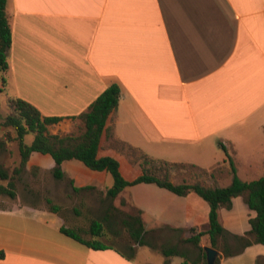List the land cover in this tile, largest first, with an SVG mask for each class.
I'll return each instance as SVG.
<instances>
[{"label": "crops", "instance_id": "0c3cea01", "mask_svg": "<svg viewBox=\"0 0 264 264\" xmlns=\"http://www.w3.org/2000/svg\"><path fill=\"white\" fill-rule=\"evenodd\" d=\"M7 12V88L43 115L62 116L51 124L58 130L76 126L82 133L79 114L118 83L119 105L108 124L119 139L206 169L199 179L207 185L230 184L232 164L243 180L264 175V0H7ZM98 155L116 157L128 180L142 173L105 133ZM97 172L98 181L76 186L113 185V177ZM115 199L139 211L143 238L150 236L132 258L114 244L93 248L67 235L60 211L24 204L0 206V264H202L200 246H211L210 204L196 192L141 182ZM255 214L242 195L218 209L229 234L249 239H233L227 255L218 249L219 264H264V244L247 234ZM199 233V245L187 241ZM162 236L169 245L160 248L154 244ZM144 246L161 253L159 263L137 256ZM171 247L179 253L165 255Z\"/></svg>", "mask_w": 264, "mask_h": 264}, {"label": "trees", "instance_id": "16d2710c", "mask_svg": "<svg viewBox=\"0 0 264 264\" xmlns=\"http://www.w3.org/2000/svg\"><path fill=\"white\" fill-rule=\"evenodd\" d=\"M11 21L7 12V0H0V91L7 88V77L5 73L9 69V50L11 47ZM121 96V87L118 83L109 85L88 107L87 110L79 114L85 123V130L76 135L68 133L60 135L53 134L48 131V125L57 123L63 119L62 116H45L41 111L29 101L16 96H8L7 102L9 113L5 117L3 124L11 126L16 131V139L20 154V166L16 171H20L27 163L28 158L34 152L49 154L55 161L53 175L57 179L65 177L62 169V163L66 160L77 159L82 161L87 167L96 171H107L113 177V185L109 187L106 194L110 198H115L125 187L137 183H155L161 187L167 188L179 195H186L189 192H196L210 204L209 224L210 228L206 233L210 236L211 246L218 248L221 238L230 235L236 243H249V239L239 235H231L223 227L219 221L218 209L221 206L230 208L232 200L236 196H244L250 209L256 212L255 216L250 217L249 222L251 228L247 234L254 237V240L264 244V175L246 181L241 179L236 173L232 164L233 179L226 186L207 185L199 180L193 183L183 181L176 183L171 179L173 168H191L207 173L206 169L200 168L193 163L170 161L163 158H157L144 152L142 149L124 142L115 135L114 124H108L109 119L114 120ZM32 132L34 139L31 144L24 141L27 133ZM105 133L106 140L111 147L123 150L129 161L142 168V173L132 180L126 179L120 170L119 160L111 155L99 156L101 137ZM225 148V146H223ZM227 154L228 151L225 148ZM230 157V154H228ZM0 176L8 179L9 174L0 167ZM75 191L91 189L94 186H76L74 180H70ZM0 194H7L12 198L16 197L15 183L10 180L7 185L0 183ZM50 203L49 209L53 212L60 211V205L48 199ZM129 227L130 234L136 242H143L144 225L140 216H130L125 221ZM61 231L67 235L93 247L106 248L107 245L99 239L106 234L104 222L98 219L92 220L89 232L91 238L83 237L80 232L72 227L61 226ZM202 233L187 238V241L199 245V239ZM243 244V243H242ZM228 254V242L225 241ZM204 258L206 251L200 246ZM165 255H175L179 252L171 247L164 248ZM128 258L133 257V252H123ZM4 256V252L0 251V258ZM207 259V258H206ZM207 264V261H205ZM183 264H188L184 260ZM215 264H219L217 257Z\"/></svg>", "mask_w": 264, "mask_h": 264}, {"label": "rangeland", "instance_id": "374dc122", "mask_svg": "<svg viewBox=\"0 0 264 264\" xmlns=\"http://www.w3.org/2000/svg\"><path fill=\"white\" fill-rule=\"evenodd\" d=\"M11 94L8 88L0 91V167L9 174L8 179H3L0 176V183L7 185L12 180L15 183L17 194L15 198L7 194H0V206L29 204L33 207L38 206L49 209L50 203L48 199H51L54 203L60 205V212L65 218V223L77 229L85 238H91V233L89 232L90 224L92 220L98 219L104 222L106 234L99 237L104 243L114 244L128 253L133 252V248H137L139 245L148 244L150 236L145 235L143 242H136L125 223L130 216L139 215V211L136 208L125 201L120 202L119 199L108 197L105 188L93 187L91 189L75 191L69 177L66 176L62 179L54 177L52 168L54 161L49 154L32 153L26 165L20 171H16V168L20 166L16 131L13 127L3 124L5 117L9 113L7 99L8 95ZM73 129V131L69 132L66 129L58 130L56 126L48 125V131L53 134L65 135L67 132L75 134L81 131L76 126H73ZM33 139L34 134L32 132L27 133L24 137V141L27 144H31ZM62 169L67 173H71L70 175L73 177L75 185L95 183L99 180V174H101L89 169L77 159L64 161ZM173 171L175 172L172 175ZM103 172L112 177L111 173L107 171ZM172 173L171 178L175 182H183L184 180L193 183L199 178L205 180V177H207V173L191 168H173ZM224 237L219 242L217 248L219 250H226L225 241L231 245L234 244L231 236L227 235ZM161 239L163 242H156L154 245L160 248L169 245V243L165 242L164 237ZM142 249L137 253L140 259H146L149 256L159 263L163 258L161 253L150 252L146 246L142 247ZM178 249L182 250L184 247L180 246ZM194 256L195 251L194 255L193 253H189L188 261L192 263ZM205 261L207 259L203 256L202 264H206Z\"/></svg>", "mask_w": 264, "mask_h": 264}, {"label": "water", "instance_id": "95a60500", "mask_svg": "<svg viewBox=\"0 0 264 264\" xmlns=\"http://www.w3.org/2000/svg\"><path fill=\"white\" fill-rule=\"evenodd\" d=\"M207 264H215V261L219 255V250L213 246H205Z\"/></svg>", "mask_w": 264, "mask_h": 264}]
</instances>
